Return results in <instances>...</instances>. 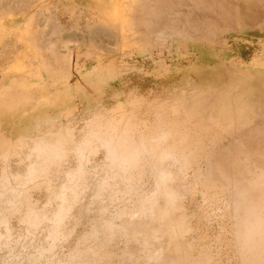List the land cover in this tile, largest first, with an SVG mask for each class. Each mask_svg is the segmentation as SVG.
<instances>
[{
	"label": "clouds",
	"instance_id": "clouds-1",
	"mask_svg": "<svg viewBox=\"0 0 264 264\" xmlns=\"http://www.w3.org/2000/svg\"><path fill=\"white\" fill-rule=\"evenodd\" d=\"M144 104L0 132V264H264V163Z\"/></svg>",
	"mask_w": 264,
	"mask_h": 264
},
{
	"label": "rangeland",
	"instance_id": "rangeland-1",
	"mask_svg": "<svg viewBox=\"0 0 264 264\" xmlns=\"http://www.w3.org/2000/svg\"><path fill=\"white\" fill-rule=\"evenodd\" d=\"M157 1L1 4L0 132L99 104L167 101L214 161L264 163V0ZM98 25L114 37L95 42Z\"/></svg>",
	"mask_w": 264,
	"mask_h": 264
},
{
	"label": "bare ground",
	"instance_id": "bare-ground-1",
	"mask_svg": "<svg viewBox=\"0 0 264 264\" xmlns=\"http://www.w3.org/2000/svg\"><path fill=\"white\" fill-rule=\"evenodd\" d=\"M17 1H19V0H0V5L1 4H4V6H7L8 5V7L7 8H9V5L11 6L12 4H14V3H18ZM41 1V0H40ZM132 1V0H131ZM136 2H138V0H135ZM157 1V0H156ZM21 2H23V1H21ZM158 2V1H157ZM198 2H199V0H198ZM153 4V3H152ZM178 3L176 2V1H172V5L171 4H169V5H171V8H174V6H176ZM185 4H187V3H185ZM184 4V5H185ZM21 5V4H20ZM20 5H18V6H20ZM15 7L17 6V4H15L14 5ZM170 7V6H169ZM6 8V7H5ZM12 10V9H11ZM170 13V12H169ZM237 16V15H236ZM97 25V24H96ZM91 29V28H90ZM89 32V31H88ZM90 35H91V38L96 42H98V40L97 39H99L101 36H105V37H108V38H113L114 37V35H112V33L111 32H107L106 30H104V28H102V27H99V25H98V27L97 26H95V28L94 29H92L91 30V32H90ZM92 42V41H91ZM105 48V47H104Z\"/></svg>",
	"mask_w": 264,
	"mask_h": 264
}]
</instances>
